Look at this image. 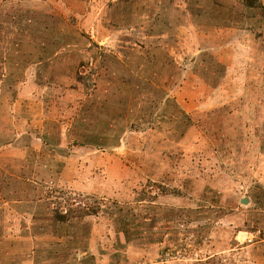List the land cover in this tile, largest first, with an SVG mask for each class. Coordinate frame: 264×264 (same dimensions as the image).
I'll use <instances>...</instances> for the list:
<instances>
[{"label":"rangeland","instance_id":"obj_1","mask_svg":"<svg viewBox=\"0 0 264 264\" xmlns=\"http://www.w3.org/2000/svg\"><path fill=\"white\" fill-rule=\"evenodd\" d=\"M262 12L0 0V264H264Z\"/></svg>","mask_w":264,"mask_h":264},{"label":"trees","instance_id":"obj_2","mask_svg":"<svg viewBox=\"0 0 264 264\" xmlns=\"http://www.w3.org/2000/svg\"><path fill=\"white\" fill-rule=\"evenodd\" d=\"M240 2L249 11L259 8V9H261V11L264 12V5L262 3V0H240ZM263 15H264V13H263ZM81 144L82 143H80L79 141H76V140L73 141V145H81ZM176 192H177L176 193L177 195L181 194V191H179V190ZM99 209H100L99 204H97L95 207H91V205L90 206L89 205H85V206L77 205L74 208H69L65 212H62V211H59L56 209V210H53V218L60 223H66L71 218H73V216H75L76 214L80 217H85V216H89V215L98 213ZM86 258H90V257H84L83 259H86Z\"/></svg>","mask_w":264,"mask_h":264}]
</instances>
